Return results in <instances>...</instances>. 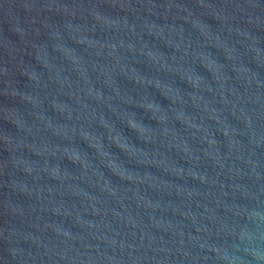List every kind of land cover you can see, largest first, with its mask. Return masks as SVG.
I'll list each match as a JSON object with an SVG mask.
<instances>
[{
	"label": "water",
	"instance_id": "95a60500",
	"mask_svg": "<svg viewBox=\"0 0 264 264\" xmlns=\"http://www.w3.org/2000/svg\"><path fill=\"white\" fill-rule=\"evenodd\" d=\"M0 264H264V0H0Z\"/></svg>",
	"mask_w": 264,
	"mask_h": 264
}]
</instances>
